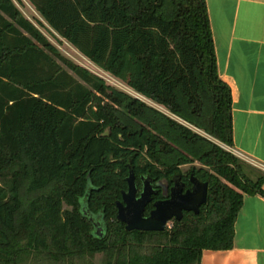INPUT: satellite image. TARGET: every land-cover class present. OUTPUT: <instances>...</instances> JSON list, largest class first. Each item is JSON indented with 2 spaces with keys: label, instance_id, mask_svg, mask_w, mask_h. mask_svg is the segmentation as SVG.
Instances as JSON below:
<instances>
[{
  "label": "trees",
  "instance_id": "trees-1",
  "mask_svg": "<svg viewBox=\"0 0 264 264\" xmlns=\"http://www.w3.org/2000/svg\"><path fill=\"white\" fill-rule=\"evenodd\" d=\"M26 1L38 25L182 123L67 59L0 0V264H199L232 248L243 193L264 190L221 146L232 100L205 0ZM130 170L138 191L144 177L184 190L196 177L206 202L164 231H127L116 201Z\"/></svg>",
  "mask_w": 264,
  "mask_h": 264
},
{
  "label": "crops",
  "instance_id": "crops-1",
  "mask_svg": "<svg viewBox=\"0 0 264 264\" xmlns=\"http://www.w3.org/2000/svg\"><path fill=\"white\" fill-rule=\"evenodd\" d=\"M219 77L230 88V149L264 190V0H205ZM254 181V180H253ZM199 264H264V196L243 193L232 248L204 249Z\"/></svg>",
  "mask_w": 264,
  "mask_h": 264
},
{
  "label": "water",
  "instance_id": "water-1",
  "mask_svg": "<svg viewBox=\"0 0 264 264\" xmlns=\"http://www.w3.org/2000/svg\"><path fill=\"white\" fill-rule=\"evenodd\" d=\"M142 179V188L138 194L135 175L130 170L126 178L127 189L122 191L121 199L116 201V219L124 223L127 231H164L173 219L180 220L184 211L198 213L200 206L206 202L207 182L191 176L190 189L183 190L182 185L175 180L168 198L155 201L145 216V207L156 190L148 178Z\"/></svg>",
  "mask_w": 264,
  "mask_h": 264
},
{
  "label": "rangeland",
  "instance_id": "rangeland-1",
  "mask_svg": "<svg viewBox=\"0 0 264 264\" xmlns=\"http://www.w3.org/2000/svg\"><path fill=\"white\" fill-rule=\"evenodd\" d=\"M15 2V4L18 6V8L21 10V12L23 13V15L29 19L30 21H32L42 32L43 34L48 38V40L55 45V47H57V49L59 50V52L65 56L67 59L71 60L72 62L88 69L89 71H91L92 73L98 75L99 77H101L106 84L125 91L126 93H128L131 96L134 97H139L141 99H143L142 97L138 96L137 94H135L133 91H131L130 89H128L127 85H125L124 83H122L121 81H119L118 79L114 78L113 76H111L108 73H105L104 71H102L100 68H98L96 65H94L92 62H90L86 57H84L82 54H80L72 45H70L67 41H65L64 39L60 38V37H56L53 36L45 27H42L40 25H38L37 23V19H40V17L38 16V14L35 12V10L33 9V7L26 1V0H21L22 2H18L17 0H13ZM148 105L154 107L155 109L161 111L162 113L168 115L169 117H171L172 119L181 122L182 121L176 117L175 115H172L170 112H168L167 110H165L164 108L154 104L153 102L149 101V100H145L143 99ZM194 131L206 136V134H204L203 132L194 129ZM211 139V138H210ZM223 148L225 147V149L231 151L230 147H227L225 145H221ZM236 155V154H234ZM239 164L243 170V172L245 173V175L251 179L252 181H256L258 178L256 176V173L252 170L250 166V164L242 161L239 157ZM191 165H195V166H200V163L198 161H194L193 164H185L182 165L180 167L181 171L184 172L186 171ZM64 208H70L67 205L63 206ZM171 222L168 223V225H170ZM91 263L92 264H102L103 263V255L102 254H96L93 258H91Z\"/></svg>",
  "mask_w": 264,
  "mask_h": 264
},
{
  "label": "flooded vegetation",
  "instance_id": "flooded-vegetation-1",
  "mask_svg": "<svg viewBox=\"0 0 264 264\" xmlns=\"http://www.w3.org/2000/svg\"><path fill=\"white\" fill-rule=\"evenodd\" d=\"M145 178V177H144ZM143 180V179H142ZM176 181L180 184V182H179V180H178V178H176ZM175 183V182H174ZM192 183V182H191ZM153 184V183H152ZM174 185V184H173ZM172 185V186H173ZM171 186V187H172ZM153 187L155 188V190L156 191H158V189H162V191H163V198L162 199H165V198H168V196H169V192H170V188L171 187H167V185H166V183L164 182V181H159V182H157V183H155V184H153ZM191 187H192V184H191ZM190 187V188H191ZM141 188H142V186H141ZM189 188V189H190ZM184 190V189H183ZM140 191H141V189H140ZM140 191H138V194L140 193ZM160 200V199H159ZM145 216H147V215H145ZM99 229V228H98Z\"/></svg>",
  "mask_w": 264,
  "mask_h": 264
},
{
  "label": "built area",
  "instance_id": "built-area-1",
  "mask_svg": "<svg viewBox=\"0 0 264 264\" xmlns=\"http://www.w3.org/2000/svg\"><path fill=\"white\" fill-rule=\"evenodd\" d=\"M225 148V147H224ZM227 150V149H226ZM229 151V150H228ZM232 154H235L232 150L230 151ZM236 156V155H235ZM170 227V225H167V228Z\"/></svg>",
  "mask_w": 264,
  "mask_h": 264
}]
</instances>
